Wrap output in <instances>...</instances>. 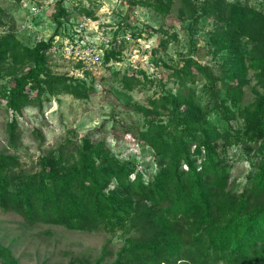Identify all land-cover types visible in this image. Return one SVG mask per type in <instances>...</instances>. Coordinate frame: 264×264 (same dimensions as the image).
I'll return each instance as SVG.
<instances>
[{"label": "trees", "instance_id": "trees-1", "mask_svg": "<svg viewBox=\"0 0 264 264\" xmlns=\"http://www.w3.org/2000/svg\"><path fill=\"white\" fill-rule=\"evenodd\" d=\"M140 2L166 15L172 0ZM188 2L193 19L209 16L214 21L209 40L221 56L220 75L188 58L173 70V91L148 96L135 120L121 132L110 129L117 147L90 136L67 139L39 156L32 169L17 155L0 151L1 208L30 221L130 235L110 264H264V8L238 0ZM63 14L65 8L58 6L56 28ZM50 40L27 46L12 33L0 35V65L7 59L30 64L0 89L14 140L15 119L33 96H88L84 81L47 70ZM111 55L106 52L104 61ZM248 71L253 97L243 102ZM195 72L214 87L219 81L210 108L201 105L189 85ZM120 83L130 91L140 79L122 74ZM209 109L221 126L209 121ZM126 133L135 148L123 155L119 143ZM233 147L248 162L243 181L234 185ZM0 264H19L1 242Z\"/></svg>", "mask_w": 264, "mask_h": 264}, {"label": "rangeland", "instance_id": "rangeland-1", "mask_svg": "<svg viewBox=\"0 0 264 264\" xmlns=\"http://www.w3.org/2000/svg\"><path fill=\"white\" fill-rule=\"evenodd\" d=\"M140 1L62 0L60 4L59 0H0V35L12 33L27 46L38 39H51L54 48L45 52L47 70L84 81L90 88L85 98L62 92L33 96L15 119V140L8 132L9 108L0 96V151L17 155L23 166L32 169L39 156L67 139L79 141L90 136L94 140L106 139L111 145L115 142L109 138L110 129L121 132L135 120L137 108L146 104L148 96L162 90L173 91L177 83L173 70L188 58L196 59L214 76L220 75L221 56L214 53L209 40L213 19H193L188 0H172L166 15ZM238 1L264 8V0ZM58 6L65 8V14L56 28L53 15ZM64 43L89 46L100 54L98 63L83 64L65 58L59 50ZM108 51L113 55L104 61ZM29 65L5 60L0 65V89ZM140 70L146 77H142ZM122 74L135 75L140 83L127 91L120 83ZM195 75L189 85L194 87L201 105L210 108L214 103L210 94L219 87V81L214 87L203 73ZM247 77L243 102L253 97L251 71ZM208 114L210 122L223 124L213 110ZM122 139L120 152H133L132 136L126 133ZM229 154L233 163L230 182L234 185L243 181L248 162L237 147L231 148ZM128 237L102 227L76 230L30 221L16 211L0 207V242L11 248L19 264H110Z\"/></svg>", "mask_w": 264, "mask_h": 264}, {"label": "built area", "instance_id": "built-area-1", "mask_svg": "<svg viewBox=\"0 0 264 264\" xmlns=\"http://www.w3.org/2000/svg\"><path fill=\"white\" fill-rule=\"evenodd\" d=\"M43 39H38V41ZM49 49L52 50L54 45H49ZM63 56L69 60H74L76 62H82L83 64L88 63H98L100 54L94 52L89 46L81 47L79 45L73 46L71 43H64L60 49Z\"/></svg>", "mask_w": 264, "mask_h": 264}]
</instances>
